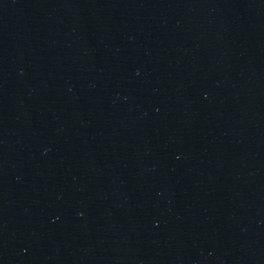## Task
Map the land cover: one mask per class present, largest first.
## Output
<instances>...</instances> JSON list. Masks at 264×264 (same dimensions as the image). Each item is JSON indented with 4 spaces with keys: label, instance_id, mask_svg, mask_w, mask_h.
Segmentation results:
<instances>
[{
    "label": "water",
    "instance_id": "water-1",
    "mask_svg": "<svg viewBox=\"0 0 264 264\" xmlns=\"http://www.w3.org/2000/svg\"><path fill=\"white\" fill-rule=\"evenodd\" d=\"M0 264H264V0H0Z\"/></svg>",
    "mask_w": 264,
    "mask_h": 264
}]
</instances>
